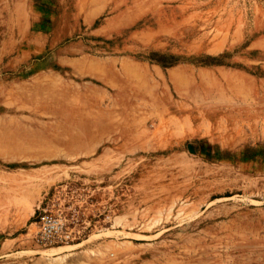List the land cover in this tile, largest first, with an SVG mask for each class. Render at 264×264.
Here are the masks:
<instances>
[{
  "label": "rangeland",
  "instance_id": "rangeland-1",
  "mask_svg": "<svg viewBox=\"0 0 264 264\" xmlns=\"http://www.w3.org/2000/svg\"><path fill=\"white\" fill-rule=\"evenodd\" d=\"M80 177L95 227L36 244ZM0 264H264V0H0Z\"/></svg>",
  "mask_w": 264,
  "mask_h": 264
},
{
  "label": "built area",
  "instance_id": "built-area-1",
  "mask_svg": "<svg viewBox=\"0 0 264 264\" xmlns=\"http://www.w3.org/2000/svg\"><path fill=\"white\" fill-rule=\"evenodd\" d=\"M95 179L80 177L55 184L48 190L33 215L36 244L47 247L77 243L91 231L99 214L92 208L96 197ZM110 219L108 212L104 220Z\"/></svg>",
  "mask_w": 264,
  "mask_h": 264
}]
</instances>
